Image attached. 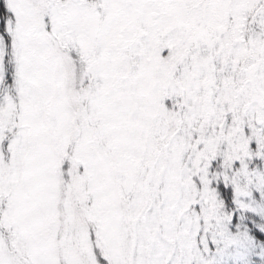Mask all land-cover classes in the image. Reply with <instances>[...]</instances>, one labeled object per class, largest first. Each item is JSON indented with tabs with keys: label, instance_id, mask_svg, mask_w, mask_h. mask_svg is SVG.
<instances>
[{
	"label": "snow or ice",
	"instance_id": "obj_1",
	"mask_svg": "<svg viewBox=\"0 0 264 264\" xmlns=\"http://www.w3.org/2000/svg\"><path fill=\"white\" fill-rule=\"evenodd\" d=\"M0 264H264V0H0Z\"/></svg>",
	"mask_w": 264,
	"mask_h": 264
}]
</instances>
